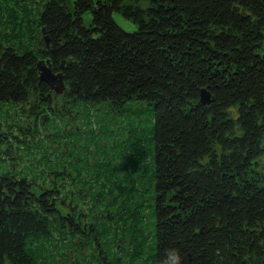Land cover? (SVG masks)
I'll return each mask as SVG.
<instances>
[{
    "label": "trees",
    "instance_id": "16d2710c",
    "mask_svg": "<svg viewBox=\"0 0 264 264\" xmlns=\"http://www.w3.org/2000/svg\"><path fill=\"white\" fill-rule=\"evenodd\" d=\"M0 185V264H264V0H0Z\"/></svg>",
    "mask_w": 264,
    "mask_h": 264
},
{
    "label": "flooded vegetation",
    "instance_id": "af4514ba",
    "mask_svg": "<svg viewBox=\"0 0 264 264\" xmlns=\"http://www.w3.org/2000/svg\"><path fill=\"white\" fill-rule=\"evenodd\" d=\"M14 1H16V0H14ZM39 15H40L39 12H37V13H35V12L34 13L27 12V13L21 15V18H24L25 22L24 23H20L18 25H20V28H22L23 33H26L28 42L25 45H29L30 46V49L27 50V52L31 53V54L32 53L35 54L34 58L38 62H40V61H50V56L52 55L53 51L51 49H49L47 46L45 47L46 51L45 50L43 51V47H42L43 46V36H42V30H41V28L39 26V19H40V18H38ZM24 30H25V32H24ZM16 37H18V39H19V36H16ZM9 38L12 39V37H10V36H9ZM10 39L7 40V41L10 42L9 44L8 43L3 44L4 45V49L12 51L16 55V52H17V49H18L17 46H19V45L18 44H13L12 41H10ZM34 44L37 45V47L39 48V49H37L38 51H32L35 48L31 47V45H34ZM20 45L23 46L22 44H20ZM42 52H44V53H42ZM18 54H19V52H18ZM39 75H40V73L38 71V79H39Z\"/></svg>",
    "mask_w": 264,
    "mask_h": 264
},
{
    "label": "water",
    "instance_id": "95a60500",
    "mask_svg": "<svg viewBox=\"0 0 264 264\" xmlns=\"http://www.w3.org/2000/svg\"><path fill=\"white\" fill-rule=\"evenodd\" d=\"M44 33V30H43ZM43 41L48 47L49 40L45 36L43 37ZM64 63H61L60 69H63ZM37 70L39 71V80L44 83L51 91H54L55 94H62L65 90L64 81H63V75L62 73H55L52 70V67L49 63V61H40L37 63ZM200 102L203 105L209 106L211 103H213L211 95L207 92V90L202 89L200 91ZM2 192V187L0 185V193Z\"/></svg>",
    "mask_w": 264,
    "mask_h": 264
},
{
    "label": "rangeland",
    "instance_id": "374dc122",
    "mask_svg": "<svg viewBox=\"0 0 264 264\" xmlns=\"http://www.w3.org/2000/svg\"><path fill=\"white\" fill-rule=\"evenodd\" d=\"M115 22L120 26L122 27L125 31L127 32H130V31H133L134 30V25H132L130 22L124 20L123 18H121L119 15H114L113 16ZM85 19L87 20L88 17L86 16ZM97 113L96 115L99 116L100 114H102L104 112V110L101 108H97ZM114 114V113H113ZM149 116V114L147 112H145L142 117L147 119ZM106 124L108 126H112L113 128L118 126V125H124V122L123 120L120 118H118L116 115L112 118V119H109ZM70 129V128H69Z\"/></svg>",
    "mask_w": 264,
    "mask_h": 264
},
{
    "label": "clouds",
    "instance_id": "9594fccd",
    "mask_svg": "<svg viewBox=\"0 0 264 264\" xmlns=\"http://www.w3.org/2000/svg\"><path fill=\"white\" fill-rule=\"evenodd\" d=\"M160 264H183V257L180 250L176 247L165 249Z\"/></svg>",
    "mask_w": 264,
    "mask_h": 264
}]
</instances>
